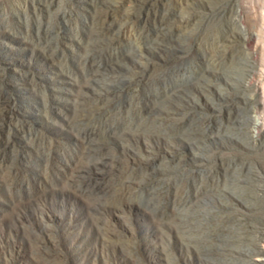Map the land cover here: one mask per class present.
<instances>
[{"label": "rangeland", "instance_id": "rangeland-1", "mask_svg": "<svg viewBox=\"0 0 264 264\" xmlns=\"http://www.w3.org/2000/svg\"><path fill=\"white\" fill-rule=\"evenodd\" d=\"M0 264H264V0H0Z\"/></svg>", "mask_w": 264, "mask_h": 264}, {"label": "bare ground", "instance_id": "bare-ground-1", "mask_svg": "<svg viewBox=\"0 0 264 264\" xmlns=\"http://www.w3.org/2000/svg\"><path fill=\"white\" fill-rule=\"evenodd\" d=\"M258 123L260 124L261 122L258 120ZM258 260V259H257Z\"/></svg>", "mask_w": 264, "mask_h": 264}]
</instances>
